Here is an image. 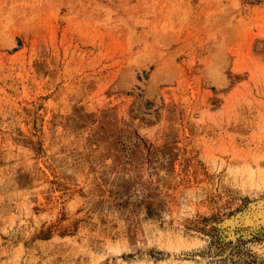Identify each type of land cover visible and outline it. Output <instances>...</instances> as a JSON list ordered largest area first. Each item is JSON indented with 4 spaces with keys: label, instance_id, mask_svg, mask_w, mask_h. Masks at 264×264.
<instances>
[{
    "label": "rangeland",
    "instance_id": "rangeland-1",
    "mask_svg": "<svg viewBox=\"0 0 264 264\" xmlns=\"http://www.w3.org/2000/svg\"><path fill=\"white\" fill-rule=\"evenodd\" d=\"M263 207L264 0H0V264H264Z\"/></svg>",
    "mask_w": 264,
    "mask_h": 264
},
{
    "label": "bare ground",
    "instance_id": "bare-ground-1",
    "mask_svg": "<svg viewBox=\"0 0 264 264\" xmlns=\"http://www.w3.org/2000/svg\"><path fill=\"white\" fill-rule=\"evenodd\" d=\"M252 204V203H251ZM264 208V207H263ZM237 213V212H236ZM243 213V212H242ZM259 214V213H258ZM263 215V214H262ZM230 217V216H229ZM249 217H246L245 218V223H247L248 221H249V219H248ZM262 219V218H261ZM226 222H227V220H226ZM234 222V221H233ZM255 222V221H254ZM253 222V223H254ZM222 223V222H221ZM233 240V239H232ZM228 244V243H227ZM227 251V250H226ZM231 251V250H230ZM202 258V257H201ZM201 260V259H200Z\"/></svg>",
    "mask_w": 264,
    "mask_h": 264
}]
</instances>
